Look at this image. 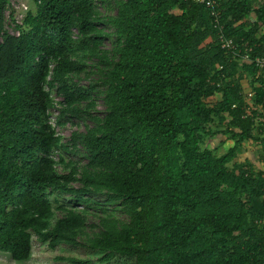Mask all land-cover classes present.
<instances>
[{"label": "trees", "instance_id": "16d2710c", "mask_svg": "<svg viewBox=\"0 0 264 264\" xmlns=\"http://www.w3.org/2000/svg\"><path fill=\"white\" fill-rule=\"evenodd\" d=\"M7 1L0 0V253L29 260L35 234L52 250L84 239L103 263L264 264V168L235 161L254 142L264 162V70L222 49L211 10L193 0H118L116 15L104 18L96 0H27L20 37L1 40ZM217 4L225 33L264 57V0ZM100 24L114 29L111 50ZM47 88L63 97L60 120L92 122L72 134L74 149L51 124ZM96 98L103 117L91 116ZM218 135L234 141L222 155L206 147ZM78 144L85 165L54 159ZM51 190L80 205H89L85 195H105L127 220L102 208L89 234V211L55 209Z\"/></svg>", "mask_w": 264, "mask_h": 264}, {"label": "rangeland", "instance_id": "374dc122", "mask_svg": "<svg viewBox=\"0 0 264 264\" xmlns=\"http://www.w3.org/2000/svg\"><path fill=\"white\" fill-rule=\"evenodd\" d=\"M118 0H96V6L98 12L102 17L107 18L109 16H115L117 13L116 2ZM98 28H101L105 33L111 36H107L103 40V48L106 50H111L114 47L115 37L112 35L114 29L109 24H100ZM88 70V68H87ZM80 86L83 88H88L90 85V81L86 80L84 76L82 80L78 82ZM245 89H250V82L246 79L244 80ZM52 97L55 101V107L50 110V121L51 124L55 127L58 135L62 136V142L66 143L72 137L73 132H85L86 126H92V122L86 116L82 118H74L70 116H66L59 119V108L60 105V97H58L55 91H51ZM97 99V106L94 111H92L91 116L103 117L105 115V105L101 98ZM214 100L211 98L209 101ZM61 122V124H60ZM234 145V141L230 139V137H223L218 135L214 137L211 141H209L206 145L209 149H215L218 155L224 154L229 148ZM69 148L72 149V145H68ZM77 152V153H75ZM261 152V145L254 142H245L241 149L238 151V156L235 161H243L252 165L255 170H262L264 168V162L259 160V154ZM85 150L83 147L78 145L77 149L73 152L71 151H61L56 150L53 153V157L56 160H59V156H63L66 161L75 162L78 165L82 166L87 163L85 158ZM59 172L63 173V171L59 168ZM74 186H78L76 183ZM50 191V190H49ZM50 199L57 209L58 206H65L68 208H78L85 209L89 211L88 216V228L87 232L92 234L94 231H98L97 228L92 229V225H98V221L93 217L94 214L100 213L102 208L107 209V212L112 214L114 217L120 220H127V217L123 214L119 203L106 205V196L105 195H85L82 198L89 201V205H80L77 201V197L64 194L60 192H55L51 190ZM62 213L56 210V218H60ZM81 245L79 246H65L62 245L55 250H52L48 247L47 244L40 243L37 236L33 235V249L32 255L29 260L17 262L12 259V257L7 253H0V264H70L68 262L58 261L57 258L60 256H74L82 259H88L92 262V264H130L125 259L116 258L112 260L110 263H103L100 259L103 256V253L95 252L90 250L87 246L84 245V239L80 240Z\"/></svg>", "mask_w": 264, "mask_h": 264}, {"label": "built area", "instance_id": "2783aa9c", "mask_svg": "<svg viewBox=\"0 0 264 264\" xmlns=\"http://www.w3.org/2000/svg\"><path fill=\"white\" fill-rule=\"evenodd\" d=\"M196 3L204 4L211 10L213 16L214 28L217 30V35L221 47L228 53L233 54L234 58L255 64L256 67L264 70V57L255 56L252 57L254 51L253 46L249 42H235L233 38L229 37L225 33V25L221 21V14L218 11V0H193ZM31 10V6L27 0H8L3 11V31L2 36L20 37L21 30L24 26L28 12ZM76 36L77 31L74 30ZM246 102L249 104L250 109L253 107L252 98L254 92L249 89L245 92ZM249 109V110H250ZM262 138H264V124L262 129ZM260 227L264 230V220L258 221Z\"/></svg>", "mask_w": 264, "mask_h": 264}, {"label": "clouds", "instance_id": "9594fccd", "mask_svg": "<svg viewBox=\"0 0 264 264\" xmlns=\"http://www.w3.org/2000/svg\"><path fill=\"white\" fill-rule=\"evenodd\" d=\"M2 37H4V36L1 35V40H2ZM54 65H55L54 63H51V64H50V68H51V69L54 68ZM51 71H52V70H51ZM48 79L50 80L51 78H48ZM47 90L50 91V92L53 91V90L55 91L56 95H57L58 97H60V99H61V100H60V101H61V102H60V105H61V103L63 102V97H61L60 95H58L55 89H53V90H49V88H47ZM51 97H52V94H51ZM52 98H53V97H52ZM53 100H54V99H53ZM55 104H56V103H55ZM62 108H63V107H62ZM52 126H53V125H52ZM53 127H54V126H53ZM54 129H55V127H54ZM55 132H56V129H55ZM73 133H74V132H73ZM73 133H72V134H73ZM56 135H57L58 137L61 138V143L64 144L65 146H68V145L71 144V142H72V137L69 139L68 142L63 143V142H62V136L58 135L57 132H56ZM71 145H72V144H71ZM78 145L81 146L80 144H78ZM78 145H77V147H78ZM81 148H82V146H81ZM70 149H71V148H70ZM72 149H74V148H73V145H72ZM59 158H60V156H59ZM54 159H55V158H54ZM55 160H56V159H55ZM56 161H58V160H56ZM78 209H79V208H78Z\"/></svg>", "mask_w": 264, "mask_h": 264}]
</instances>
